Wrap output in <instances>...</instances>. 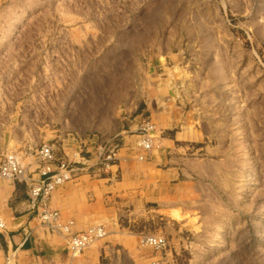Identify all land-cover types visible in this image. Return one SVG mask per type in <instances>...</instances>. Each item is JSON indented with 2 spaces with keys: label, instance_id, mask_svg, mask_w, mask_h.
I'll list each match as a JSON object with an SVG mask.
<instances>
[{
  "label": "rangeland",
  "instance_id": "374dc122",
  "mask_svg": "<svg viewBox=\"0 0 264 264\" xmlns=\"http://www.w3.org/2000/svg\"><path fill=\"white\" fill-rule=\"evenodd\" d=\"M12 2L0 21L2 158L36 159L42 144L121 148L148 66L195 45L182 71L212 112L204 145L217 149L198 160L217 165L198 170V231L154 223L140 239L165 238L160 251L143 245L169 254L159 264H264V0Z\"/></svg>",
  "mask_w": 264,
  "mask_h": 264
},
{
  "label": "crops",
  "instance_id": "0c3cea01",
  "mask_svg": "<svg viewBox=\"0 0 264 264\" xmlns=\"http://www.w3.org/2000/svg\"><path fill=\"white\" fill-rule=\"evenodd\" d=\"M12 1L0 0V21L11 19ZM198 43L200 57L203 48ZM170 49L158 55L164 62L148 66L152 71L143 82L146 92L131 106L118 133L122 147L112 166L97 168L91 144L80 151L64 149V155L55 150L80 170L51 194L49 209L58 213L59 222L71 221L73 233L101 226L105 236L72 254L67 236L43 224L30 208L25 185L0 178V264H159L169 260V254L164 257L139 241L141 235L155 233L154 223L172 224L178 233L198 231V170L217 165L198 160V150L217 151L204 145L213 139L212 112L202 105L199 109L203 99L187 93L193 80L184 76L182 62L184 54L195 53V45L177 52ZM146 116L155 127L158 145L148 153L136 147L138 125ZM20 164L39 179L34 156Z\"/></svg>",
  "mask_w": 264,
  "mask_h": 264
},
{
  "label": "built area",
  "instance_id": "2783aa9c",
  "mask_svg": "<svg viewBox=\"0 0 264 264\" xmlns=\"http://www.w3.org/2000/svg\"><path fill=\"white\" fill-rule=\"evenodd\" d=\"M136 147L143 152H150L156 148L157 141L155 127L150 120H143L137 129ZM119 144H100L96 149L97 168L107 170L117 160ZM38 180L33 179L26 169L21 166L18 158L13 155H5L0 162V177L14 183H23L27 188L28 204L30 208L36 210L39 220L68 238L67 247L74 254H80L88 246L105 236V231L101 226H93L81 232L71 231L72 222H59V215L51 211L47 201L51 194L65 183L74 179L80 167L67 158L57 156L52 144H42L35 152ZM140 160L143 156L138 157ZM0 228L3 223L0 222ZM142 245H147L155 251L162 250L166 245V240L160 236L144 235L140 239Z\"/></svg>",
  "mask_w": 264,
  "mask_h": 264
}]
</instances>
